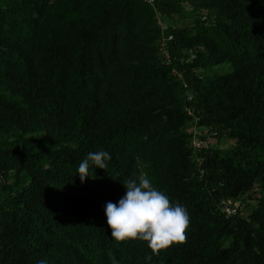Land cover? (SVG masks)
Listing matches in <instances>:
<instances>
[{"label":"trees","instance_id":"trees-1","mask_svg":"<svg viewBox=\"0 0 264 264\" xmlns=\"http://www.w3.org/2000/svg\"><path fill=\"white\" fill-rule=\"evenodd\" d=\"M142 176L190 217L159 255L106 223ZM41 260L264 264V0H0V264Z\"/></svg>","mask_w":264,"mask_h":264},{"label":"clouds","instance_id":"clouds-1","mask_svg":"<svg viewBox=\"0 0 264 264\" xmlns=\"http://www.w3.org/2000/svg\"><path fill=\"white\" fill-rule=\"evenodd\" d=\"M111 155L104 150L89 153L79 163L77 173L81 182L89 176V168L106 170ZM91 162V164H90ZM125 195L118 204L108 202L105 207L106 223L116 242L139 240L147 244L153 255H159L173 245L187 241L190 217L179 202L173 203L162 191L154 187L147 176L120 181ZM151 260L152 256L146 257ZM39 264H46L41 260Z\"/></svg>","mask_w":264,"mask_h":264},{"label":"rangeland","instance_id":"rangeland-1","mask_svg":"<svg viewBox=\"0 0 264 264\" xmlns=\"http://www.w3.org/2000/svg\"><path fill=\"white\" fill-rule=\"evenodd\" d=\"M227 147H228V144L227 143L226 144H223L222 146H220V148H227ZM248 212H249L248 209H244V211H243L244 215H247Z\"/></svg>","mask_w":264,"mask_h":264},{"label":"built area","instance_id":"built-area-1","mask_svg":"<svg viewBox=\"0 0 264 264\" xmlns=\"http://www.w3.org/2000/svg\"><path fill=\"white\" fill-rule=\"evenodd\" d=\"M146 1L147 3L151 4L152 3V0H144ZM164 26V25H163Z\"/></svg>","mask_w":264,"mask_h":264}]
</instances>
